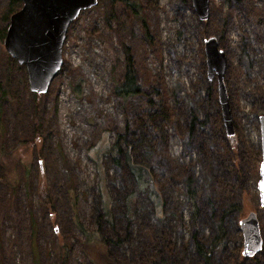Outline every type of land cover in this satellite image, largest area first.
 Segmentation results:
<instances>
[{"label":"rangeland","instance_id":"1","mask_svg":"<svg viewBox=\"0 0 264 264\" xmlns=\"http://www.w3.org/2000/svg\"><path fill=\"white\" fill-rule=\"evenodd\" d=\"M136 2L151 41L120 2L108 26L101 6L82 11L67 28L62 66L38 100L29 91L24 67L8 59L0 40V153L17 158L12 178L7 184L0 179V264H59L62 247L67 264H94L82 251L77 224L98 231L117 264H148L161 251L160 239L168 241L158 255L167 264H203L191 242L195 229L180 176L185 173L194 179L197 237L205 250L223 219L224 244L210 254V264H264V211L257 191L264 0H209V18L203 23L191 0ZM8 3L0 0V32L8 25L3 20ZM208 37L217 39L227 58L224 84L239 140L237 158L226 143L216 84L206 79L203 41ZM121 45L130 49L143 93L164 90L178 117V127L166 130L165 151L155 147L162 154L154 155L147 144L156 138L143 117L145 95L129 106L111 95L112 79L120 80L124 68ZM79 81L82 94L76 98L70 87ZM191 104L201 120L206 113L209 119L188 138ZM140 125L144 129L136 131ZM118 135L117 162L111 154L101 159L102 187L91 150L102 151ZM132 143L134 161L151 169L165 216L129 173L125 153ZM103 202L110 203L109 221ZM232 205L240 211H232ZM250 212L258 219L262 246L244 258L239 221ZM150 237L156 238V251L150 249Z\"/></svg>","mask_w":264,"mask_h":264},{"label":"trees","instance_id":"2","mask_svg":"<svg viewBox=\"0 0 264 264\" xmlns=\"http://www.w3.org/2000/svg\"><path fill=\"white\" fill-rule=\"evenodd\" d=\"M239 1V0H236ZM117 2H120L124 7H126V10L129 11V15L132 17L138 19L142 25L144 26L143 32L144 35L148 40L151 41V37L149 33L147 32V27L145 24V21L143 20L141 16V10L139 7V4L136 2V0H97L96 6H101L103 8L104 13V23L106 26L110 25V23L114 20V8L115 4ZM22 4L19 1L16 0H9V3L7 6L3 9V20L8 24L9 17L17 12L21 8ZM226 7L227 3L224 5V14L221 16V19L225 21L226 17ZM208 21V20H207ZM7 25L5 28L0 32V40H3L5 35ZM124 59H123V72L121 79L118 80L115 77L112 79V96L118 99L123 105H132L133 101H135L139 97H144L147 99L146 101V109L143 112L144 119L146 118L145 123H149V128L154 131L156 141L155 143H148L149 150L154 155H158L160 152L155 151V147L158 146L159 150L162 149L165 151L167 146V135L166 130L169 127H178V117L175 114L173 110H171L167 105V96L164 90L161 89V91H158L156 89H150L148 93H143V90L141 88V85L137 78L136 70L133 66V60H132V54L130 52V49L126 45L120 46ZM8 59L11 61L12 59L8 57ZM71 92L76 98H79L82 94V84L81 82H77L73 84L71 87ZM210 89H208L209 93ZM34 100H38L39 97L44 95H32ZM153 97H158L159 101L154 104L152 102ZM259 114H262L259 112ZM199 114L196 112V109L191 106L188 110V122L189 124L185 129H187L188 138L189 135H191V132L193 128L196 126L200 129L204 128L206 123L208 122L209 116L208 113L204 114L203 119L201 120L198 116ZM143 126V125H142ZM141 125L136 127V131H139L137 129H144ZM125 129H129L128 126L125 127ZM119 139L120 135L117 136V139L115 142L110 144H105L104 149L102 151L100 149L91 150L93 151L92 161L95 164L96 171L99 175L100 182L103 184L102 187L105 184V175L104 172H102L101 169V159L103 154H111L112 156H115L114 161H116V155H118L121 151L119 146ZM238 141L236 137L233 138H227L226 143L229 147V149L232 151L233 156L237 158V144ZM155 144V145H154ZM133 143L130 145H127V152L125 153L126 157V164L129 169V173L131 177L134 179V182L136 183V186L138 189L143 190V193L147 194V197L152 200L151 197L154 198V207L155 211H162L164 203L163 199L161 197V192L155 190L154 186V180L152 177L151 169L148 165L143 164L142 162L136 163L134 161V158L131 154L133 153V150L136 148L133 147ZM151 145V147H150ZM236 145V146H235ZM2 153V152H1ZM0 153V179L7 184L9 179L12 178L13 175H10L12 168L15 166V163L17 161V158L15 156H11L10 158H6L1 155ZM163 153V152H162ZM160 153V154H162ZM138 158V157H137ZM5 162H8L10 165L7 166ZM14 169V168H13ZM182 177V191L184 195V199L186 204L188 206L190 205L191 211L190 216L192 218V224L194 226V233L191 236V242L193 243L195 250L197 254L202 258L203 264H210V254L215 251L221 249V247L224 244V228L221 224L223 223V219H221L220 223L217 224L216 228V237L211 242L208 250H205L203 246L199 243V239L197 237L198 233V216H197V204H196V189L194 184V179L192 178V175H186L181 174ZM151 193V194H150ZM105 194V192H104ZM109 202L104 203L103 202V213L105 220L107 219L109 221L110 219V203ZM48 210L51 211L50 204L48 202L46 203ZM232 211H240L239 208L235 205H232L231 207ZM163 215L165 216L164 212ZM178 222H181V218L178 217ZM80 231L83 234V241L81 242V248L84 254L90 259L91 262L94 264H117L113 259H111L106 251V243L108 242L105 238H103L101 235H99L98 231H88L83 229L80 225L77 224ZM150 241H153V244H151V250L156 251L157 250V242L155 237H150ZM160 245H161V251L154 253L155 257H150L148 260V264H167L165 259L163 257H158V255L162 254V248L164 245H168V241L164 239H160ZM169 246V245H168ZM62 252L60 255V261L59 264H67L68 260V252L65 247H62Z\"/></svg>","mask_w":264,"mask_h":264},{"label":"water","instance_id":"3","mask_svg":"<svg viewBox=\"0 0 264 264\" xmlns=\"http://www.w3.org/2000/svg\"><path fill=\"white\" fill-rule=\"evenodd\" d=\"M21 8L8 20L2 40L6 54L26 72L32 94L47 93L50 84L62 66V45L69 24L78 15L94 7L97 0H16ZM197 18L202 23L209 18V0H191ZM205 73L208 82H215L220 118L227 138L235 135L229 99L224 78L227 58L217 39L203 41ZM260 134V162L257 191L264 211V115L258 117ZM244 258H251L261 250L262 240L256 215L250 212L239 221Z\"/></svg>","mask_w":264,"mask_h":264},{"label":"built area","instance_id":"4","mask_svg":"<svg viewBox=\"0 0 264 264\" xmlns=\"http://www.w3.org/2000/svg\"><path fill=\"white\" fill-rule=\"evenodd\" d=\"M179 151H180V149H179Z\"/></svg>","mask_w":264,"mask_h":264},{"label":"snow or ice","instance_id":"5","mask_svg":"<svg viewBox=\"0 0 264 264\" xmlns=\"http://www.w3.org/2000/svg\"><path fill=\"white\" fill-rule=\"evenodd\" d=\"M262 186H264V185H262Z\"/></svg>","mask_w":264,"mask_h":264}]
</instances>
